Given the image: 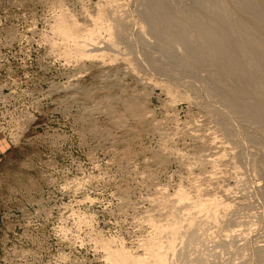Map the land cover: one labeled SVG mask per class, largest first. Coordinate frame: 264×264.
I'll use <instances>...</instances> for the list:
<instances>
[{
  "label": "rangeland",
  "instance_id": "rangeland-1",
  "mask_svg": "<svg viewBox=\"0 0 264 264\" xmlns=\"http://www.w3.org/2000/svg\"><path fill=\"white\" fill-rule=\"evenodd\" d=\"M117 1L129 21H140L142 0ZM102 3L0 0V264H111L103 245L111 240L146 257L157 225L179 220L180 232L188 231L189 210L178 211L174 200L180 189L190 199L229 203L221 220L232 227L211 225L204 244L190 243L187 234L184 249L182 239L175 242L188 259L213 248L218 256L212 258L222 263L231 255H223L218 242L228 230L237 235L247 229L237 227L240 221H264V199L256 191L264 181L252 167L264 159L262 136L238 117L230 122L239 143L221 131L224 118L213 111L220 104L204 81L207 69L180 75L165 63L156 39H138L139 26L131 29L132 48L118 42L109 49L102 32V58L62 55L53 18L64 10L93 28ZM152 57L157 67L164 62L163 69H174L161 72L148 63ZM251 136H259V148ZM250 227L249 238L263 239V227ZM160 236L165 241L166 234Z\"/></svg>",
  "mask_w": 264,
  "mask_h": 264
},
{
  "label": "bare ground",
  "instance_id": "bare-ground-1",
  "mask_svg": "<svg viewBox=\"0 0 264 264\" xmlns=\"http://www.w3.org/2000/svg\"><path fill=\"white\" fill-rule=\"evenodd\" d=\"M117 2L120 3L117 0H105V4H100L101 6H98L99 14L92 22L94 27L87 29L78 23L75 15L60 10L53 18L52 33L56 37L59 36L64 42L62 44L64 49L62 55H65L66 58L74 57L77 60L102 58L103 54L101 52L103 49L101 50V47H98L101 42L99 38L102 32L107 33V39H105L107 44L103 43L108 45L109 49L114 50L118 46V42L126 43L131 47L133 44L132 38H130L132 34L131 29L133 30L137 26L140 27L139 23L142 22L141 24L144 23V26L147 25V28L145 30L143 25L140 28L137 27L138 39L144 42L149 41L146 40L149 35L153 37L152 39H156L155 42L162 56L165 58V63L168 66L175 67V69L173 67H170V70L167 68L163 69L165 66L164 62L162 66L158 65L159 67H157L154 64V62H157V58L154 59V57L148 63L153 66L155 65L161 72L163 69V72L170 73L174 69L180 75L188 78L198 76L199 71L202 70V73L203 70L207 69V71H204L205 74L208 72L205 75L207 77L204 81H208L206 85L209 89V94L217 95L218 104H220V107L213 111L220 115L221 119L222 117L224 118L221 131L225 130L228 132L229 134L225 132L229 135L228 137H232L233 135L232 138L235 140L236 131L232 132L234 134L231 133L234 130V123L230 121L232 118H236L238 121L239 118L245 123L252 125V127L254 125V128H257L255 130L260 132L259 136H262L264 142V0H191L192 3L188 6L182 5V2L180 6L176 5V2H173V4L171 0H142L141 8L143 7V11L139 13L140 21L137 18L138 20H133L134 22L132 20L129 21L130 15L126 17L127 15L121 13L124 11L120 10L121 4L119 5ZM137 21L139 22L138 25ZM135 39L137 40V38ZM154 45H151V49L157 50ZM91 46H93L92 49L89 48ZM153 46L155 49L152 48ZM148 47L147 51L149 55V50L151 49ZM129 50L131 49L129 48ZM98 53H101V55ZM164 58L162 59L164 60ZM226 118L230 119L229 122H226ZM249 128L248 130H250ZM252 133L255 134V131ZM248 135L250 136L251 134L248 133ZM259 136L258 138L257 136L249 137L251 138L250 142L251 140L254 143L257 142V144L258 142H262ZM233 139L231 141H234ZM238 139L236 138L239 143ZM262 145L264 146V143ZM263 146L261 149L264 148ZM252 167L260 171L259 174L262 175L260 178L264 181V159L259 164H257V161L253 162ZM258 184L256 191L260 198L264 199V187L261 188V185L258 186ZM174 200L175 203L177 202L180 205L178 211L184 208V210H189L187 214V221H189L187 225L188 231L185 233L180 232L179 220H168L170 223L166 222L167 224L164 226L157 225L159 227L155 229L158 230L156 233L158 232L159 236L165 233L166 237L163 236V238L165 237V241L164 239L163 241L161 240V236V239L159 236L158 239L156 235V240H153L152 244L147 243L148 245L144 246L145 250H147V253H144L146 257L134 256L133 252L130 254L129 251L120 246V248L116 246L115 248L113 246L114 241L112 240L105 244L103 243L108 254L107 258L111 264H264V237L262 235L263 239H259L261 236L259 235L256 236L258 238L252 240V236L250 235L253 233V228L250 226L259 225L264 229V221L261 220V217L259 220H255L256 223L254 222L253 225L248 220L240 221V223L237 221L238 225L234 223L237 227L243 225L247 227L245 230L241 229L240 234L237 233L236 235L233 234L234 230H228L231 233H227L226 236L224 235L223 239L218 242L220 243L219 247L223 248L224 252H226L223 253L221 251L220 253L227 255L228 251V256L231 255L230 258H226V261H222V263L212 258L218 256L212 251L214 250L213 248L212 250L208 249L203 255H198L195 259H188L181 251H176L175 242L179 239L181 240L184 236L188 235V240L192 244L196 242L204 244L208 239H211L210 235L212 234L210 232L213 229L211 225L214 228H220L224 222H227L228 219L221 220V218H224L222 216L228 211L230 205L221 201L223 199L220 200L212 196L206 199L203 195H197L195 198L190 199L183 189L178 191ZM257 214L259 215V213ZM226 226L232 227L228 222ZM254 228L256 229V227ZM249 235L251 238H249ZM181 245H184L182 247L184 249L185 244L183 243V239ZM216 247L218 248V246ZM237 260L240 261L237 263Z\"/></svg>",
  "mask_w": 264,
  "mask_h": 264
}]
</instances>
